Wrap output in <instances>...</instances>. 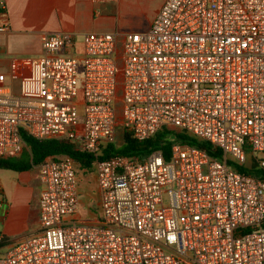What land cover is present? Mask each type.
Wrapping results in <instances>:
<instances>
[{"label":"built area","instance_id":"1","mask_svg":"<svg viewBox=\"0 0 264 264\" xmlns=\"http://www.w3.org/2000/svg\"><path fill=\"white\" fill-rule=\"evenodd\" d=\"M79 36L43 33L19 93L0 87V160L23 153L22 132L76 144L96 158L102 218H75L76 163L49 157L39 228L0 264H264V179L238 169L264 171V0H165L145 32ZM120 127L184 131L223 156L178 143L170 159L100 160Z\"/></svg>","mask_w":264,"mask_h":264},{"label":"crops","instance_id":"2","mask_svg":"<svg viewBox=\"0 0 264 264\" xmlns=\"http://www.w3.org/2000/svg\"><path fill=\"white\" fill-rule=\"evenodd\" d=\"M6 2L11 30L7 34H0V87H9L18 94L20 79L27 72L24 60L42 53L43 33L53 31L80 33L84 29L94 30L99 21L100 11H108L109 5H117L120 0L102 4H96L92 0H6ZM154 18L145 31L151 27ZM16 173L17 180H11L8 184L2 183L5 181L0 174L3 199V205L0 206L2 227L0 233L12 239L33 233L39 228V196L42 189L38 167L31 171ZM78 183L79 195L80 188L86 189L88 200L86 203L80 197L79 200L80 204H86L89 214L86 218H81L78 211L75 218L84 222L100 221L102 218L100 189L95 168L89 173L82 170L78 175ZM7 246L1 247L0 250L6 249Z\"/></svg>","mask_w":264,"mask_h":264},{"label":"trees","instance_id":"3","mask_svg":"<svg viewBox=\"0 0 264 264\" xmlns=\"http://www.w3.org/2000/svg\"><path fill=\"white\" fill-rule=\"evenodd\" d=\"M22 138L25 143L23 153L16 158L0 160V170L31 171L49 157H69L81 170L91 171L93 169L96 158L90 153L81 151L76 144L68 140H38L24 132H22ZM178 143L203 149L217 159H222L223 156L220 149L213 147L208 142L200 141L184 131L164 128L155 136L143 141L135 139L130 132L122 130L121 145H117V143L109 144L103 150L99 159L107 160L115 155H120L143 160L157 150L162 151L166 159H170L172 148ZM238 169L264 179V171L259 169L256 163L252 164L250 170L243 167ZM15 239L0 233V248L13 243Z\"/></svg>","mask_w":264,"mask_h":264},{"label":"rangeland","instance_id":"4","mask_svg":"<svg viewBox=\"0 0 264 264\" xmlns=\"http://www.w3.org/2000/svg\"><path fill=\"white\" fill-rule=\"evenodd\" d=\"M164 0H120V2L115 5H109L108 11L101 10L99 13V21L94 26V30H82V32H78L79 37H77L78 44L81 46V41L85 34L93 33V32H116L118 31L121 35L127 32H143L145 28L149 24V22L154 18L156 13L158 12L160 5ZM82 98L81 92L79 93L77 99L80 100ZM122 130L120 127L117 129L116 141L117 145H121L122 143ZM77 173L79 175L82 170L76 164ZM93 169L89 172H93ZM0 174H2L3 184H8L11 180H17L18 173L11 170H0ZM86 189L80 188V199L86 203L88 200L86 196ZM79 214L81 218H86L89 214V210L86 204L79 203ZM30 223V221H28ZM0 229L1 223H0ZM5 249H1V253H4Z\"/></svg>","mask_w":264,"mask_h":264}]
</instances>
